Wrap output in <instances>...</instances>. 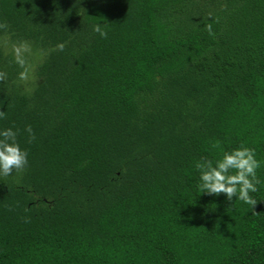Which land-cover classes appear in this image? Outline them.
I'll use <instances>...</instances> for the list:
<instances>
[{
	"label": "trees",
	"instance_id": "16d2710c",
	"mask_svg": "<svg viewBox=\"0 0 264 264\" xmlns=\"http://www.w3.org/2000/svg\"><path fill=\"white\" fill-rule=\"evenodd\" d=\"M0 23V131L28 153L0 264H264V0H0ZM241 145L255 213L197 187Z\"/></svg>",
	"mask_w": 264,
	"mask_h": 264
},
{
	"label": "clouds",
	"instance_id": "9594fccd",
	"mask_svg": "<svg viewBox=\"0 0 264 264\" xmlns=\"http://www.w3.org/2000/svg\"><path fill=\"white\" fill-rule=\"evenodd\" d=\"M7 27L6 23H0V29H7ZM205 29L210 36H214L212 23L206 24ZM93 31L102 38H107V32L99 24L93 26ZM64 47V44H58L56 50L63 51ZM12 51L15 63L23 69L18 74V79L26 83L30 80L32 69L25 54L31 52V47L27 42H21L13 45ZM6 79L7 74L0 72V81H6ZM0 118H6L4 111H0ZM25 131L29 136L28 142H33L35 134L31 125L26 126ZM16 137L17 132L12 128L0 131V176L7 177L13 171L22 173L28 165V153L21 149ZM260 166L255 150L243 145L231 152H225L221 159L215 161V164L210 159H202L195 165L200 173L198 190L201 194L209 196L224 194L229 202L233 201V198L238 199L249 205L255 213L258 201L250 193L257 192V185L261 183L257 177V169Z\"/></svg>",
	"mask_w": 264,
	"mask_h": 264
}]
</instances>
